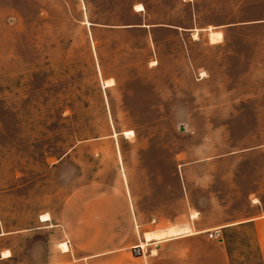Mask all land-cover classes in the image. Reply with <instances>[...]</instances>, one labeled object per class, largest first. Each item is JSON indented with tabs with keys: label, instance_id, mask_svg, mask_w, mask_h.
<instances>
[{
	"label": "rangeland",
	"instance_id": "374dc122",
	"mask_svg": "<svg viewBox=\"0 0 264 264\" xmlns=\"http://www.w3.org/2000/svg\"><path fill=\"white\" fill-rule=\"evenodd\" d=\"M138 4L188 30L115 27ZM84 187L128 191L138 225L264 211V0H0V213L57 223ZM57 229L35 231L36 255ZM230 235L234 264H261L250 230Z\"/></svg>",
	"mask_w": 264,
	"mask_h": 264
},
{
	"label": "crops",
	"instance_id": "0c3cea01",
	"mask_svg": "<svg viewBox=\"0 0 264 264\" xmlns=\"http://www.w3.org/2000/svg\"><path fill=\"white\" fill-rule=\"evenodd\" d=\"M144 11L145 7L140 11L132 5L131 12L141 20L115 27L144 30L149 34L156 30L176 33L188 30L186 27L147 23ZM92 190L94 188L77 189L66 198L57 223H53L52 218L43 221L40 216L35 219L31 215L30 224L14 226L13 220L8 222L7 217L0 213V264H234L229 247L233 229L250 230L261 264H264V211L260 212L256 201L249 204L253 211L250 216L226 218L218 225L202 220L200 211H196L198 217H192L191 209L186 216L175 220L173 216L138 225L140 217L136 202L128 191L117 187L111 192L95 194ZM153 223V227L145 229ZM156 223L161 225L160 228ZM186 224L190 227L184 233L145 238L146 232ZM50 226L58 228L57 236H53L54 247L49 236L46 246L42 245L41 252L36 255L35 231L45 233ZM215 230L220 235L211 238L209 234ZM64 242L69 246L67 251L60 246ZM135 248L140 249L139 254L134 253Z\"/></svg>",
	"mask_w": 264,
	"mask_h": 264
},
{
	"label": "bare ground",
	"instance_id": "6f19581e",
	"mask_svg": "<svg viewBox=\"0 0 264 264\" xmlns=\"http://www.w3.org/2000/svg\"><path fill=\"white\" fill-rule=\"evenodd\" d=\"M137 10H144V6L142 5V4H138V5H136V7H135ZM210 37H211V40L213 41V42H218L219 40H221L222 38H223V35H222V33L221 32H214V31H211V33H210ZM222 41V40H221ZM98 43V42H97ZM96 43V44H97ZM95 45V44H94ZM97 46H98V44H97ZM105 84H107L108 85V83H105ZM106 85V86H107ZM134 131H133V129L132 130H126V131H124V135L127 137V138H129V137H133L134 136ZM183 154V153H182ZM184 155V154H183ZM181 156V155H180ZM179 158H181V157H179ZM55 160V159H54ZM51 219V217H50V215L49 214H45V215H43L42 216V220L43 221H47V220H50ZM61 248L63 249V251H67V250H69V246H68V244L66 243V242H64V243H62L61 245ZM143 247V246H142Z\"/></svg>",
	"mask_w": 264,
	"mask_h": 264
},
{
	"label": "built area",
	"instance_id": "2783aa9c",
	"mask_svg": "<svg viewBox=\"0 0 264 264\" xmlns=\"http://www.w3.org/2000/svg\"><path fill=\"white\" fill-rule=\"evenodd\" d=\"M220 235L219 231L218 230H215L214 232H210L209 236L212 238V237H218ZM140 249L139 248H135L134 249V253L135 254H139L140 252Z\"/></svg>",
	"mask_w": 264,
	"mask_h": 264
},
{
	"label": "water",
	"instance_id": "95a60500",
	"mask_svg": "<svg viewBox=\"0 0 264 264\" xmlns=\"http://www.w3.org/2000/svg\"><path fill=\"white\" fill-rule=\"evenodd\" d=\"M140 252V251H139Z\"/></svg>",
	"mask_w": 264,
	"mask_h": 264
}]
</instances>
